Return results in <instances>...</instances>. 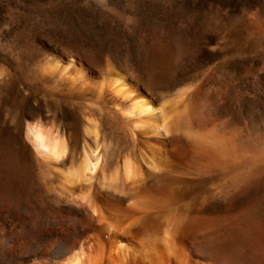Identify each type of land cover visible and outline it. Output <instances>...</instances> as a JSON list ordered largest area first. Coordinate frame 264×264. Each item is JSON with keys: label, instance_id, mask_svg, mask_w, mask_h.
<instances>
[{"label": "rangeland", "instance_id": "rangeland-1", "mask_svg": "<svg viewBox=\"0 0 264 264\" xmlns=\"http://www.w3.org/2000/svg\"><path fill=\"white\" fill-rule=\"evenodd\" d=\"M72 58L70 71H116L168 107L179 102L189 129L220 139L226 153L183 131L167 142L173 159L152 138L132 139L111 96L43 71ZM0 73V196L54 208L26 125L69 132L76 144L78 122L91 115L114 147L110 160L129 157L144 173L135 195L162 197L169 215L192 225V264L208 260L211 248L264 264V0H0ZM151 154L156 170L146 164Z\"/></svg>", "mask_w": 264, "mask_h": 264}, {"label": "bare ground", "instance_id": "bare-ground-1", "mask_svg": "<svg viewBox=\"0 0 264 264\" xmlns=\"http://www.w3.org/2000/svg\"><path fill=\"white\" fill-rule=\"evenodd\" d=\"M71 65H75L74 59L62 66L48 61L43 71L77 91L89 84L98 97L111 96L117 101L112 113L120 127L132 139H154L163 158L176 156L167 142L178 131L200 145L226 153L228 146L220 139L195 135L189 129L179 102L166 106L122 73L92 68L70 71ZM99 128L96 119L86 115L76 126L78 141L74 144L69 132L49 129L40 121L27 123L26 136L39 157L41 176L58 202L46 211L33 207L19 193L0 196L5 201L0 203V250L6 264H192L186 250V242L194 234L192 225L169 215L162 197L143 201L135 195L132 187L144 173L129 157L111 161L114 147L102 138ZM146 164L155 169L152 154ZM229 252L211 248L203 264H241L243 254Z\"/></svg>", "mask_w": 264, "mask_h": 264}]
</instances>
